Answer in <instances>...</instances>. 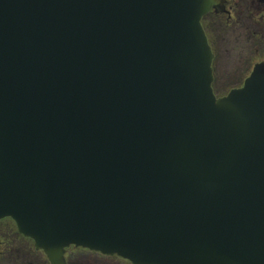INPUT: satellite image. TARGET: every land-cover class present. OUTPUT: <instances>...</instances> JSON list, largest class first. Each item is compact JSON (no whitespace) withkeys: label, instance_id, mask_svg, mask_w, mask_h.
<instances>
[{"label":"water","instance_id":"95a60500","mask_svg":"<svg viewBox=\"0 0 264 264\" xmlns=\"http://www.w3.org/2000/svg\"><path fill=\"white\" fill-rule=\"evenodd\" d=\"M218 0H0V220L55 263L264 264V63L217 98Z\"/></svg>","mask_w":264,"mask_h":264},{"label":"flooded vegetation","instance_id":"af4514ba","mask_svg":"<svg viewBox=\"0 0 264 264\" xmlns=\"http://www.w3.org/2000/svg\"><path fill=\"white\" fill-rule=\"evenodd\" d=\"M200 23L213 55V82V65L218 58L232 54L240 58L247 57L246 68L241 71V84L233 85L229 92L241 88L254 67L264 63V0H218L216 7L210 8ZM0 264L132 263L116 255L73 245L66 247L61 260L54 263L43 250L36 248L30 238L18 232L10 218H5L0 220Z\"/></svg>","mask_w":264,"mask_h":264},{"label":"rangeland","instance_id":"374dc122","mask_svg":"<svg viewBox=\"0 0 264 264\" xmlns=\"http://www.w3.org/2000/svg\"><path fill=\"white\" fill-rule=\"evenodd\" d=\"M220 61V63H218ZM247 57H236L232 54L225 58H218L214 62V82L212 88L217 97L225 96L235 84H241V71L246 67Z\"/></svg>","mask_w":264,"mask_h":264}]
</instances>
